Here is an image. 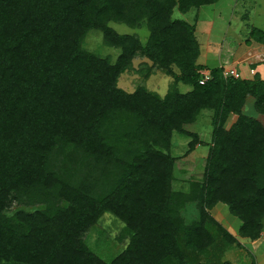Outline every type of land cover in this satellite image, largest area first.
<instances>
[{"label": "trees", "instance_id": "1", "mask_svg": "<svg viewBox=\"0 0 264 264\" xmlns=\"http://www.w3.org/2000/svg\"><path fill=\"white\" fill-rule=\"evenodd\" d=\"M217 1L0 0V264H204L196 256L207 263L217 242L219 253L239 246L209 215L216 204L240 222L238 237L259 239L264 80L253 66L250 79L213 67L199 84L206 68L196 63L194 24L171 18ZM108 23L144 24V44ZM88 30L117 50L113 61L81 47ZM250 41L264 45V31L251 27ZM136 55L189 89L159 97L118 88ZM202 111L210 134L200 188L173 191L172 136L190 138L193 150L198 134L186 126ZM22 197L42 207L5 215ZM187 202L197 213L189 225L180 217ZM105 212L128 237L109 263L83 242Z\"/></svg>", "mask_w": 264, "mask_h": 264}, {"label": "rangeland", "instance_id": "2", "mask_svg": "<svg viewBox=\"0 0 264 264\" xmlns=\"http://www.w3.org/2000/svg\"><path fill=\"white\" fill-rule=\"evenodd\" d=\"M171 18L194 24L193 34L199 48V57H197L196 63L203 64L206 68L199 71L200 75L219 66L223 72L230 75H236L234 69H239L241 77H250V68L247 64L258 63L254 66L253 71L259 79L264 80V48L258 47V50L255 49L254 52H247L246 50L256 43L245 42L251 27L264 31V0H218L214 4L203 6L198 10L192 9L186 13H179L173 9ZM108 26L119 34L135 35L141 44H144L147 37L144 24L135 29L115 23H108ZM81 47L100 57L107 56L111 61L118 54L117 50L102 45L101 35L96 30H88L85 33ZM240 57L244 60L243 63L238 62ZM219 62L223 66L218 65ZM172 71L177 74L174 67H172ZM116 85L126 92H131L141 86L159 97L174 88L179 93L189 89L180 82L175 83L174 77L168 75L164 70L149 66V63L138 55L132 59L129 69L119 74ZM209 117L210 112L202 111L198 121L186 126L188 131L198 134L200 142L194 146L193 150L187 151V143L190 138L172 136L169 155L173 160L171 181L173 191L186 192L190 186L194 189L200 188L205 159L208 154ZM231 122L232 118H228L227 126ZM48 162V166H51L54 160L50 158ZM21 199V203L12 200L4 210V214L9 215L16 210L31 212L42 207L32 204L26 197ZM209 215L235 237L239 246H228L222 253H219L217 250L221 245L217 242L209 250L207 263L202 256H196L197 261L204 264H220L224 261L230 264H264V236L257 241L238 237L237 228L240 222L229 214L223 204H216L209 211ZM180 217L186 225L197 220L193 202H187L183 206L180 210ZM207 226L212 225L208 224ZM261 227L264 235V217L261 220ZM127 241L128 237L124 231L123 222L108 212L102 213L83 234V242L87 248L105 263H109L115 258L127 246Z\"/></svg>", "mask_w": 264, "mask_h": 264}, {"label": "crops", "instance_id": "3", "mask_svg": "<svg viewBox=\"0 0 264 264\" xmlns=\"http://www.w3.org/2000/svg\"><path fill=\"white\" fill-rule=\"evenodd\" d=\"M258 47H263L264 48V45H260V44H257L256 43V45H254V46H252V47H250L248 50H246L247 52H249V51H252V52H254V50L256 49V50H258ZM198 57H199V55H198ZM243 61L244 60H242V58L240 57V58H238V62H242L243 63ZM200 64V63H199ZM222 64V63H221ZM258 63H254V64H251V63H248L247 65L249 66V68H250V66H255V65H257ZM201 65H203V64H201ZM218 65H220V62L218 63ZM204 66V65H203ZM220 66H223V65H220ZM217 67H219V66H217ZM230 70H231V68H230ZM233 70V69H232ZM234 71H235V73H238V75H240V77H241V72H240V70L239 69H234ZM254 72V71H253ZM252 72V73H253ZM250 75V74H249ZM241 78H244V79H250L251 78V75H250V77H246V76H243V77H241ZM263 232L261 231V233H260V237H259V239L258 240H260V239H262L263 238Z\"/></svg>", "mask_w": 264, "mask_h": 264}, {"label": "built area", "instance_id": "4", "mask_svg": "<svg viewBox=\"0 0 264 264\" xmlns=\"http://www.w3.org/2000/svg\"><path fill=\"white\" fill-rule=\"evenodd\" d=\"M225 74H228V73L223 72V75H225ZM231 75H232V74H231ZM208 76H209V73H205V74L201 75V77H200L198 83H199V84H202L204 81H206V80L208 79ZM234 76H235V75H234Z\"/></svg>", "mask_w": 264, "mask_h": 264}]
</instances>
